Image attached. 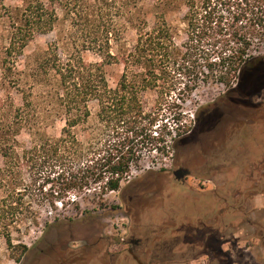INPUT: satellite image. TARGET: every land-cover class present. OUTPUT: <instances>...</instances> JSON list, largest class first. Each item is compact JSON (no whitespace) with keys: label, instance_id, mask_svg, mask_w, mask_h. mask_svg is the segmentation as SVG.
Here are the masks:
<instances>
[{"label":"trees","instance_id":"16d2710c","mask_svg":"<svg viewBox=\"0 0 264 264\" xmlns=\"http://www.w3.org/2000/svg\"><path fill=\"white\" fill-rule=\"evenodd\" d=\"M57 0H23L11 18L9 43L0 52L3 87L22 93V103L0 105V241L18 263L29 251L13 231L27 221L37 223L46 204L66 206L71 194L90 192L85 200L99 208L107 194L119 191L140 168L146 152L170 156L190 132L185 104L202 86L223 84L228 93H242L255 77L264 79V0H155V23L134 18L135 44L114 53L108 42L89 46L102 60L82 55L61 58L50 46L29 72L17 74V59L37 33L54 29ZM186 7V38L178 42L166 10ZM0 7L5 8L4 0ZM112 30H107V37ZM123 63L115 86L105 66ZM52 108L36 104L38 89L52 86ZM247 80V81H246ZM29 86V88H27ZM148 98V100H147ZM150 100V101H149ZM99 109L91 121L90 102ZM64 116L60 135H50L43 118ZM26 130L28 143L19 136ZM163 169V168H161ZM153 172V171H150ZM149 173V172H148ZM79 208V206H78ZM58 218L55 217V220Z\"/></svg>","mask_w":264,"mask_h":264},{"label":"rangeland","instance_id":"374dc122","mask_svg":"<svg viewBox=\"0 0 264 264\" xmlns=\"http://www.w3.org/2000/svg\"><path fill=\"white\" fill-rule=\"evenodd\" d=\"M22 3L4 0L6 9L0 7V52L11 34L7 8ZM55 7L59 18L54 29L35 34L24 48L18 75L34 74L50 46L61 58L80 54L87 62L102 60L89 46L108 42L114 53L131 48L137 29L130 8L135 19L146 17L149 27L158 9L155 0H57ZM185 11L181 4L166 10L178 42L186 38ZM107 30H112L109 38ZM255 54L264 55V44ZM123 68V63L105 66L111 86ZM1 77L0 69V105L8 102L9 91L20 105L22 93L3 87ZM51 80L52 86L38 89L41 110L53 106L50 93L57 80ZM90 108L95 122L97 102H90ZM185 111L190 133L175 144L173 155L146 152L140 168L133 169L130 181L141 187L124 183L107 194L104 209L85 200L90 192L71 194L68 204L57 202L56 209L44 205L37 223L27 221L13 231L16 242L30 247L22 262L11 257L2 239L0 264H139L133 253L142 264H264V79L255 77L242 93H228L223 84L202 86ZM42 120L52 136L65 125L64 116L57 114ZM19 138L31 139L26 130ZM180 170L188 174L179 178L175 172ZM117 218H124L122 228L113 227ZM130 238L143 246H132Z\"/></svg>","mask_w":264,"mask_h":264},{"label":"flooded vegetation","instance_id":"af4514ba","mask_svg":"<svg viewBox=\"0 0 264 264\" xmlns=\"http://www.w3.org/2000/svg\"><path fill=\"white\" fill-rule=\"evenodd\" d=\"M180 178H182V177H180ZM129 242H130L129 244H131L132 246H134V247H136V248H138V249H139L141 246H143L142 242H141L140 240H137V239H131V238H130V241H129ZM175 250H176V249H174V251H175ZM129 251L133 253V250H132V249H130ZM133 254H135V253H133ZM174 255H176V253H174ZM138 259L140 260L139 256H138ZM139 264H142L141 260H140ZM159 264H162V263H159Z\"/></svg>","mask_w":264,"mask_h":264},{"label":"built area","instance_id":"2783aa9c","mask_svg":"<svg viewBox=\"0 0 264 264\" xmlns=\"http://www.w3.org/2000/svg\"><path fill=\"white\" fill-rule=\"evenodd\" d=\"M124 224H125L124 218H121V219L117 218L113 224V227L114 228L116 227L117 229H119V228H122Z\"/></svg>","mask_w":264,"mask_h":264},{"label":"water","instance_id":"95a60500","mask_svg":"<svg viewBox=\"0 0 264 264\" xmlns=\"http://www.w3.org/2000/svg\"><path fill=\"white\" fill-rule=\"evenodd\" d=\"M175 174L180 178V177H184L186 174H188V172L180 170L175 172ZM133 256L138 260V262H140L137 255L133 254Z\"/></svg>","mask_w":264,"mask_h":264},{"label":"crops","instance_id":"0c3cea01","mask_svg":"<svg viewBox=\"0 0 264 264\" xmlns=\"http://www.w3.org/2000/svg\"><path fill=\"white\" fill-rule=\"evenodd\" d=\"M255 199V198H254ZM256 200H258V199H256Z\"/></svg>","mask_w":264,"mask_h":264}]
</instances>
